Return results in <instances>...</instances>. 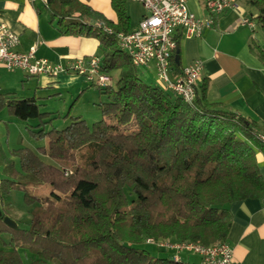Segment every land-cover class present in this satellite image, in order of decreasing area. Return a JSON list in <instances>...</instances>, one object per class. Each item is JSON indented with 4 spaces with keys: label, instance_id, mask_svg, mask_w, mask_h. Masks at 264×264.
Instances as JSON below:
<instances>
[{
    "label": "trees",
    "instance_id": "trees-1",
    "mask_svg": "<svg viewBox=\"0 0 264 264\" xmlns=\"http://www.w3.org/2000/svg\"><path fill=\"white\" fill-rule=\"evenodd\" d=\"M242 1L264 40V0ZM111 3L117 20L83 0H49L46 7L63 34L100 38L101 68L119 71L116 86H98L116 104L111 113L115 123L106 118L105 129L90 133L83 119L73 116L68 126L48 136L47 121H42L48 112L41 110L38 97L0 92V109L22 120L41 119V128L31 131L46 138L39 150L57 162H46L29 147L13 151L20 168L13 158L0 155L6 174L0 179V204L18 189L32 206L23 232L7 225V214L1 213L0 239L5 231L13 235L9 242L3 240L12 247L0 248V264H195L185 256L176 261L158 247L166 254L153 256L140 246L148 235L203 243L226 240L233 220L228 204L264 197L258 160V153H264L263 125L211 101L208 79L192 103L165 86L145 82L119 46L118 34L131 28L127 0ZM176 40L174 73L182 68L175 60L177 50L181 54V34ZM250 49L264 62L261 42L252 39ZM128 114L135 116L138 130L122 145L108 131L127 121ZM128 187L137 194L131 203ZM19 247L30 249L35 258L25 263Z\"/></svg>",
    "mask_w": 264,
    "mask_h": 264
},
{
    "label": "crops",
    "instance_id": "crops-1",
    "mask_svg": "<svg viewBox=\"0 0 264 264\" xmlns=\"http://www.w3.org/2000/svg\"><path fill=\"white\" fill-rule=\"evenodd\" d=\"M83 1L117 20L111 0L109 12L106 6L100 8L99 0ZM190 8L199 15L211 17L200 1ZM248 11L239 7L213 17V25L199 36H188L180 31V61L183 67L196 58L202 59L199 85L204 79L210 81L208 98L256 118L264 127V62L250 49L252 39L261 42L263 48L264 40L263 36L260 39L256 35L257 22L255 27L241 23ZM0 20L19 33L21 50L37 44V54L54 62L67 64L78 57L88 58L100 53L99 37L63 34L51 22L48 8L38 1L0 0ZM136 24H131L130 29ZM85 80L71 72L54 78L28 75L0 63V92H14L18 97L32 96L22 94L24 89H33L35 96L41 90L51 94L68 87H73L76 93L84 87ZM258 160L264 166L263 152L258 153ZM228 207L233 220L226 241L233 247V264H264V197L235 201Z\"/></svg>",
    "mask_w": 264,
    "mask_h": 264
},
{
    "label": "built area",
    "instance_id": "built-area-1",
    "mask_svg": "<svg viewBox=\"0 0 264 264\" xmlns=\"http://www.w3.org/2000/svg\"><path fill=\"white\" fill-rule=\"evenodd\" d=\"M44 6L49 0H30ZM145 7L139 22L129 31L118 34L120 49L135 66L154 64L163 85L185 101L192 103L197 96L202 77L203 61L196 58L174 73L172 55L181 31L199 36L206 27L229 9L239 8V0H203L211 17L202 16L190 8L191 0H135ZM200 1V0H199ZM242 24L256 26V21L244 14ZM21 38L5 21L0 20V63L9 69H21L28 75L56 77L62 73H77L96 86L112 84V76L101 68V57H78L67 64L51 61L37 54V44L28 50L19 48ZM264 140V135H261ZM71 172L66 170V173ZM144 243L169 251L174 260L197 255V264H233V247L226 240L203 243L200 240L148 235Z\"/></svg>",
    "mask_w": 264,
    "mask_h": 264
},
{
    "label": "rangeland",
    "instance_id": "rangeland-1",
    "mask_svg": "<svg viewBox=\"0 0 264 264\" xmlns=\"http://www.w3.org/2000/svg\"><path fill=\"white\" fill-rule=\"evenodd\" d=\"M196 1L199 2V0H191L190 6L195 7ZM200 3L205 5L203 0H200ZM98 4H100V8L106 6L108 8L107 12L111 10L110 0H99ZM239 5L240 8L249 9V6H247V4L242 0H239ZM127 10L130 16L131 24H136L142 17V14L146 11L144 5L135 0H127ZM255 21L257 22L256 19ZM256 35L260 39L263 36V31L259 24ZM137 71L145 82L152 85L164 86L153 63L149 66H137ZM110 74L112 76V84L113 86H116L117 79L119 78V71L115 69L112 70ZM81 77L84 79L83 76ZM23 79L25 81L26 78ZM85 83L84 87L76 93L74 92L73 87L62 89L59 93L56 92L50 94L47 90L37 92L36 97H38L41 104V110L48 112V114L44 115L42 120L47 121L43 124V127H45L47 131H50L48 136L56 135L58 130L68 126L72 122L73 116H80L83 119V124L89 129L90 133H98L102 129L106 128V124L116 122L115 118L111 116L116 104L112 103V99L108 93L103 92L98 86L91 84L88 80H85ZM23 92L22 94L24 95L34 94L33 89H24ZM106 118L108 123L105 124ZM126 120L127 121H125L122 125H113L115 128L108 131V134H110L117 143L122 145L126 143V140L133 137L138 130V122L133 114H128ZM40 121V118L22 120L11 114L6 108L0 109V155L4 154L13 158L16 162V167L20 168L19 157L14 155L13 151L20 147H29L39 153L42 159L46 162L57 164L54 159L42 154L39 150L41 146L46 144V138H36L31 131V129L38 130L41 128L38 125ZM4 168L5 164L0 162V179L6 176ZM260 169L264 176V166L260 165ZM127 193L128 199L131 203L137 197V194L132 191L131 187L127 188ZM0 208L2 212H5L17 222L18 226L21 227V232L29 226L31 221L30 210L32 206H28L26 204L21 190H13L11 200H3L0 204ZM12 235L13 233L9 231H5L2 234V239H0V248L9 249L12 247L9 244H4V241L9 242ZM36 244V242H33L32 246H35ZM140 247L145 248L153 256L159 257L166 254L151 245L143 244ZM19 250L25 263H28L35 258V255L30 249L19 247ZM185 260L198 263L199 258L197 255L185 254Z\"/></svg>",
    "mask_w": 264,
    "mask_h": 264
},
{
    "label": "water",
    "instance_id": "water-1",
    "mask_svg": "<svg viewBox=\"0 0 264 264\" xmlns=\"http://www.w3.org/2000/svg\"><path fill=\"white\" fill-rule=\"evenodd\" d=\"M179 59H180V54H179V52H178V50H177V53H176V55H175V60H176L177 62H179ZM1 213H2V211H1V208H0V215H1ZM4 221H5V223H6L7 225H9L10 227H14V228H16V227L18 226L17 222H16L12 217H10L9 215H5V216H4Z\"/></svg>",
    "mask_w": 264,
    "mask_h": 264
}]
</instances>
